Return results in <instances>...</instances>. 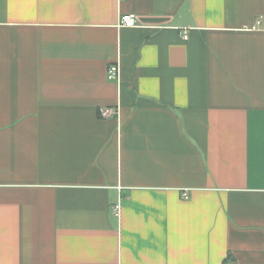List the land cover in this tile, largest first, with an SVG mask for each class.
Segmentation results:
<instances>
[{"label": "crops", "instance_id": "crops-1", "mask_svg": "<svg viewBox=\"0 0 264 264\" xmlns=\"http://www.w3.org/2000/svg\"><path fill=\"white\" fill-rule=\"evenodd\" d=\"M230 254L264 264V0H0V264Z\"/></svg>", "mask_w": 264, "mask_h": 264}, {"label": "built area", "instance_id": "built-area-1", "mask_svg": "<svg viewBox=\"0 0 264 264\" xmlns=\"http://www.w3.org/2000/svg\"><path fill=\"white\" fill-rule=\"evenodd\" d=\"M122 24L133 26L136 25L137 19L134 15H123L121 19ZM188 35L185 34L184 37L186 38ZM107 76L111 80H118L120 78V66L118 63L110 64L107 68ZM117 111L112 107H107L102 110V116L104 118L110 117L113 114H116ZM122 205L120 203L115 205L116 214H121Z\"/></svg>", "mask_w": 264, "mask_h": 264}, {"label": "trees", "instance_id": "trees-1", "mask_svg": "<svg viewBox=\"0 0 264 264\" xmlns=\"http://www.w3.org/2000/svg\"><path fill=\"white\" fill-rule=\"evenodd\" d=\"M235 257L230 254L225 260H224V264H236L235 262Z\"/></svg>", "mask_w": 264, "mask_h": 264}]
</instances>
